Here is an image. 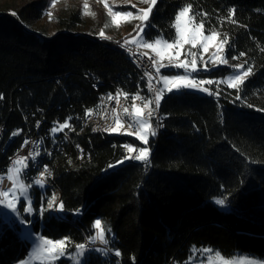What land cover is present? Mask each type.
<instances>
[{"label": "trees", "instance_id": "obj_1", "mask_svg": "<svg viewBox=\"0 0 264 264\" xmlns=\"http://www.w3.org/2000/svg\"><path fill=\"white\" fill-rule=\"evenodd\" d=\"M187 3L193 6L191 15L208 13L195 20L204 19L207 32L215 28L222 38L227 34L229 62L247 61L245 69L253 70L240 86L239 100L237 89L225 87L218 97L166 94L161 107L166 128L150 139L147 168L130 160L108 167L123 159V145L142 147L132 137L82 130L86 110L97 106L102 93L115 87L130 93L137 89L139 79L127 54L111 42L75 32L79 10L59 19L61 31L50 38L24 27L43 17L46 0L21 7L18 18L0 14V126L5 127L0 174L24 139L36 136L43 140L42 159L26 173V181L33 182L47 165L49 182L60 191L66 209L84 206L82 216L69 214L63 220L48 219L50 213H45V226H34L38 235L86 243L95 234L94 220L101 219L112 230L108 247L123 254L120 264H132L133 256L135 264H186L193 246L227 258L264 259V111L256 110L264 109V0H157L146 38L172 41L175 16ZM232 7L238 23L225 20L221 25L218 18ZM240 52L246 55L231 59ZM232 70L222 67L210 76L222 78ZM68 117L75 131L66 128L54 136L50 129ZM16 130L22 131L11 138ZM51 195L34 188L33 206L38 209L41 197L46 201ZM216 199H225L226 207ZM0 227L6 231L0 237V264H18L32 244L22 237L19 224L9 226L0 217ZM90 259L92 264H115L117 258L92 252Z\"/></svg>", "mask_w": 264, "mask_h": 264}, {"label": "snow or ice", "instance_id": "obj_2", "mask_svg": "<svg viewBox=\"0 0 264 264\" xmlns=\"http://www.w3.org/2000/svg\"><path fill=\"white\" fill-rule=\"evenodd\" d=\"M104 5L106 8H108L109 15L114 17H130L133 15L131 12H121V11H115L113 12L112 9L108 6L107 0H103ZM57 3V0H51V5L54 7ZM143 3L150 5L148 8L145 9H138L137 11V17L143 19L144 21L148 20V14L152 12V6H155L157 4V0H143ZM192 4L187 3L185 6H183L178 13L175 16V23L173 24V28L176 29V35L173 37L172 41L169 42L167 40H164V43L167 45L168 48H175L177 46H180L182 44H191L193 48L197 46L198 43L201 42V38L205 43L203 44V51L208 50V43L214 41L220 36V32L217 31L215 28H211L208 31L207 35H204L202 31L204 28V19H201L199 21V24L196 26V29L192 31L191 35L189 34L187 29L182 30L179 27V22L181 21L182 17H185L188 13H190L192 9ZM84 8H88L87 0H85ZM85 15H95V13H90L85 11ZM236 14V8L232 7L228 9V14L226 17L218 18L220 20L221 25L224 23L225 20H227L230 23L236 24L238 21L233 19V17ZM13 15H16V13H13ZM47 15L49 16V19L52 18L51 11L47 12ZM200 17H207L208 13L206 12H196L193 13L190 17L192 21H195L196 18ZM118 26V24H117ZM108 24H105L104 28H107ZM104 28L100 30L98 33L99 37L101 39H108L111 40L112 38L110 36L105 35ZM136 28L139 29V32H137L136 36H132L131 40L125 39L123 44H121V47L127 48V45L133 42H137L138 47L140 44H142L146 48H153L154 45H159L161 43V38H154L152 42H149L146 38V34L144 36H141L140 33L145 32L144 26L137 24ZM137 37H140L139 41H137ZM229 45V37L227 34H224V38L220 40L219 47L217 49V52H222L225 50L224 46ZM131 53V49H127ZM261 51H264V49H261ZM135 55V54H134ZM142 56H148V53H142ZM179 53H177L178 58ZM188 55L191 56V60L176 63V64H163L160 63L157 66V61L153 59L152 57H148L150 60H152V65L155 68V71L159 73L160 68L164 67H172L176 69H183L184 75H175V76H160L159 80H157V83H160L163 81V87L160 89H156L152 83V78L150 73H146L145 75L149 77L147 87L150 92L155 93L153 99H147L145 97H142L139 95V93L136 94V96L133 97L132 100V106L135 109L134 113L129 112V108L125 107L123 109L124 113L128 115L129 119L127 121V127L128 128H135V132H127V133H120V129L124 128V124L121 123V120L117 116L114 121V125H111L109 127H105L103 129H93V131L102 130L109 133H118V134H128V135H135L136 138L141 142L143 145L139 148H134L132 145L125 144L123 147L126 149V154L123 157V159L118 160L116 164H110L109 168H115L117 165L123 164L125 161L128 160H135L143 164L146 168L151 166V158H152V150L149 146L150 144V137H155L158 132L157 128L151 124L149 121L153 117V113L158 111L160 107V101L165 95V90L168 93L176 92V93H183L185 91H198L202 92L204 94H207L209 96L218 97L220 95V89L218 87L219 84L225 83L229 87L233 89H237V95L235 99L239 100L241 99L239 95L240 86L244 84L245 79L249 76L250 73H252V66H248L245 69V64L247 61H245V64H235L230 65L229 59L223 58L221 59L217 54H213V57L210 58L209 61H203V56L201 55L200 59L203 61L202 67H197V53L192 52L191 49H189ZM246 53L240 52L238 56H232V60H239L241 57H244ZM217 60L220 61V65L229 66L233 68V74L227 77L224 80H214V79H199V72L201 71H210L211 69L207 66L209 63L217 65ZM190 64V67H189ZM169 84H171V87H169ZM217 85V89L215 91H212L208 87H199L198 85ZM123 94L125 98L128 97V93L122 92V90L118 91L116 93V101L117 104L119 103L118 97ZM4 97L2 94H0V100H2ZM103 99V98H102ZM108 100L114 99L111 93L107 96ZM139 99L143 102V107H137L135 104V101ZM154 105V106H153ZM152 106V107H150ZM247 107L252 108L253 105L248 104ZM149 109L147 112V118H145V113L143 109ZM257 111H264V109H256ZM116 112V109L113 108V113ZM93 114V109H87L85 112V116H91ZM72 117H68L67 120L64 123L57 122V126L52 127L50 129V132L52 134L57 133L58 131H63L64 129H71L72 131H75L74 128L69 124V121H71ZM162 126V125H161ZM36 127H40V122H36ZM22 130L13 131L11 133V137H16L20 135V132ZM65 138H67V134H65ZM29 143H32L33 149L31 152H29L26 156L18 155L15 159L10 158V166L7 167L5 175H0V185H3L5 178L7 180L11 181V186L7 188L0 187V206H4L7 209L10 210V213L16 218L20 229L23 232V236L25 240L28 238H34L36 243L31 253H29L28 258L25 260L18 261V264H33L34 258L41 252L45 253L48 257L47 264H57V262L63 261L65 259L69 260L71 264H92V261L90 259V253L92 252H98L101 253L104 257H108L111 253L116 259L115 264H120V259L122 257V252L118 248H110L107 247L110 244L109 236L112 232L111 228L103 226V222L101 219H95L92 228L95 231V234L89 236L88 243H73L69 237H64L62 239H49L43 235H38L35 231H33V220L31 219L32 216H37L41 218V220L44 219L45 213H50L48 216V219H56V220H63L66 215H73V216H82L84 213V206H80L76 209H66L65 203L62 199L59 198L58 194L53 193L50 197H48L45 201L44 197H41V203L39 208H35L33 206V200L31 198L30 189L33 188V184L38 186L39 188L43 189L46 187V181L49 177L52 176L51 170L48 168L47 165L43 166L42 170L38 171V177L34 179L32 183L26 182L25 175L29 169L28 161H32L33 164L37 161V158L41 156V150H40V144L43 143V140L39 141H29L25 139L23 141V144L21 145V148L26 147L29 145ZM79 148V145H77ZM81 151V158H83V149H80ZM135 152V155H132L131 153ZM47 155H51L50 152L47 153ZM70 162V161H69ZM21 199L24 201V206L22 207V212L18 208V204L20 203ZM215 203L221 207H226V200L225 199H216ZM26 214L29 219H24L23 215ZM45 226L43 223L40 225V227ZM6 235V231L4 228L0 227V237ZM99 241L102 243L105 247L103 248H94L90 247V245H95L96 242ZM72 250H69V249ZM197 252H200L201 254L204 253H213L214 250L211 248H201L197 249L195 246L192 248V254L189 256L188 261L186 264H191V262L196 258L195 254ZM215 258V259H214ZM132 264H135L136 258L133 256L131 257ZM244 264H264V260H258L255 258H243ZM205 261H207V264H215L216 261H219L220 264H237L235 261L228 260L222 256V254L219 251L214 252L213 255L205 256L204 261H201V264H205Z\"/></svg>", "mask_w": 264, "mask_h": 264}, {"label": "rangeland", "instance_id": "obj_3", "mask_svg": "<svg viewBox=\"0 0 264 264\" xmlns=\"http://www.w3.org/2000/svg\"><path fill=\"white\" fill-rule=\"evenodd\" d=\"M34 1L35 0H0V14L8 13V14L18 18L17 14L13 15V13H16V11L19 10L21 7L27 5L28 3L34 2ZM84 3H85V0H57V3L53 7L51 5V0H46V5H45L44 10H43L44 11L43 17L40 20L34 22L31 26L26 27L24 25V27L30 33H35L38 36L43 35V36H47L50 38V37L55 36L56 34H58L61 31L60 27H59V19L67 17L71 12H76L79 10V12L81 14V23L75 28V32L81 33V34H89V35L95 36L96 38L97 37L100 38L98 33L100 32V30L102 28H104L105 24H108V27L104 28V31H105L106 36H110L112 38L111 40H113V41H120V40H124V39H130L131 40L132 36H136L137 32H139V29L136 28L137 24L144 26V28L146 29V24H147L148 20L150 19L152 12L156 6V5L152 6V12L148 14V20L144 21L143 19L138 18L136 15L138 9H145V8H148L150 6L148 4L143 3V0H107V4L112 9L113 12H115V11L131 12V13H133V15L130 17L110 16L108 8L105 7L103 0H87V3H88L87 9L84 8ZM48 11H51V13H52L51 20L49 19V16L47 15ZM85 11L90 12V13H95V15L94 16L93 15H85L84 14ZM190 17H191V11L185 17L181 18V21L179 22V27L182 30L187 29L189 34L191 35L192 31L196 29V26L199 23H197L196 21H192L190 19ZM117 24H118V26H117ZM200 31H202L204 35L208 34L205 27ZM140 35L144 36L145 32L140 33ZM158 38H161V37H158ZM139 39H140V37H137V41H139ZM221 39H223V38L220 35L214 41L207 42L208 43V50L206 52L203 51V44L205 43V41H203L202 38H201V42L198 43L195 48H193L191 44H182L180 46H177L175 48L170 49L164 43V40H166V39L163 37H162L161 43L159 45H154L153 48H146L142 44H140L138 47L137 42H133V44L136 45L141 50H144V51L148 52L149 54H151V56H153V58L157 61V66L160 63L167 65L169 63L176 64V63H181V62H185V61L190 62L191 56L188 55V52H189V49H191L192 52L197 53V57H196L197 67L199 68V67L203 66V61H209L210 58L213 57L214 53L217 54L221 59L227 58V56H226V45L224 46V48H225L224 51L219 52V53L217 52V49L219 47V43H220ZM149 42H152V41H149ZM169 42H171V41H169ZM177 53H179L178 58H177ZM201 55L203 56V61L200 59ZM229 64L232 65L231 62H229ZM217 65H219V66H216V65L209 63L207 66L211 70L199 72L198 78L199 79H214V80L219 81V80H224L233 74V70H232V72L228 73L226 76H224L222 78L211 77L210 74L213 73L214 71H216L222 67H229V66L220 65L219 60H217ZM189 67H190V64H189ZM157 74L160 77V76L184 75L185 73H184L183 69L164 67V68H160V71ZM161 84L163 87V81H161ZM198 86L199 87H208L212 91H215L217 89L216 84H213V85L205 84V85H198ZM169 87H171V84H169ZM218 87H219V89H221L222 87H225L228 89H233L225 83L219 84ZM185 92L205 95L204 93L198 92V91H185ZM172 93L176 94V92H172ZM172 93H168L165 90V94H172ZM127 132H131V131H127ZM60 133H61V131H58L57 133H55L53 135L58 136ZM109 134L110 135H116L118 133H109ZM125 135L132 137L133 139H135L136 141H138L141 144V142L136 138L135 135H128V134H125ZM151 138L152 137H150V139ZM138 163H140V162H138ZM120 165H122V164H120ZM120 165H117L116 167H118ZM2 175H5V174H2ZM30 183H32V182H30ZM34 188L40 190L42 193L46 192V187L41 189L38 186L33 184V188L29 190L32 200H33L32 192H33ZM22 202L24 203L23 199H21L20 203L18 204V208L20 207V204ZM0 217L4 220H12V221L16 220V218L10 213V210L4 206H0ZM27 217L28 216L26 214L23 215L24 219H26ZM33 218H34V216L31 217V219H33ZM33 231H34V227H33ZM21 233L23 234L22 230H21ZM28 240L29 241L32 240V242H31L32 247H31V250L29 252V253H31L34 246H35L36 241L34 238H29ZM97 242L100 243L99 241H97ZM214 252L213 253H204V254L196 253L195 254L196 258L191 262V264H201V261H204L205 256H208V255L214 256ZM28 255L25 259L28 258ZM224 258L231 260V261H235V262H237V264H244L243 258H255L258 260H264L262 258L251 256V255H236L232 258H227V257H224ZM47 262H48V257L43 252L39 253L33 260V264H47ZM205 264H207V261H205ZM215 264H220V262L216 261Z\"/></svg>", "mask_w": 264, "mask_h": 264}, {"label": "built area", "instance_id": "obj_4", "mask_svg": "<svg viewBox=\"0 0 264 264\" xmlns=\"http://www.w3.org/2000/svg\"><path fill=\"white\" fill-rule=\"evenodd\" d=\"M98 39L100 41H107V42L113 43L114 45L120 47L127 54L128 58L130 59L131 63L133 64V67H134V69L136 71V74H137L138 79H139L138 80L139 84L137 86V89L133 93L126 92V91L122 90L119 87H115L113 89V91H108V92L102 93L100 95V97H99L97 106L93 109V114L91 116H85V119L83 121L82 130L83 129H87V130L90 131L91 134H95V135L96 134H109V132H105V131H102V130L93 131V129H103L105 127H109L111 125H114L115 118L118 116L119 119L121 120V123L124 124V128H122L120 130V133H126L127 131L135 132V128H131L130 129V128L127 127V121L129 119V117H128L127 114L124 113L123 109L125 107H127V108H129V112L130 113H134L135 112V109L132 106V100H133V97L136 96L137 93H139L140 96L145 97L147 99H153L154 98L155 93L150 92L148 90V87H147V83H148L149 77L145 75L146 73H150L151 74L152 83H153V85H154V87L156 89L162 88L161 82L157 83V80H159V75L157 74V72L155 71V68L152 65V60H150L148 58V57H152L153 58V56H151V54H149L148 52H146L144 50H141L140 48H138L133 43H130L129 45H127V48L121 47L120 45L123 44L125 39L124 40H120V41H113V40H108V39L106 40V39H101V38H98ZM128 40H130V39H128ZM128 48L131 49V53L127 50ZM145 52L148 53L147 57L141 55L142 53H145ZM94 82H95L94 85L97 88V84L100 85V82L97 81V80L94 81ZM120 90H122V92L128 93V97L125 98V96L123 94H121L118 97L119 103L117 104V101H116L115 97H116V93L118 91H120ZM109 93L112 94L114 99H112V100H108L107 99V96H108ZM165 95L163 96V98L160 101V107H159L158 111L153 113V117L149 121L151 124H153L157 128L158 134L155 137H158L160 134H162V132L166 128V117L163 115L162 110H161L162 101H163ZM135 104H136L137 107H143V102L141 100H139V99H137L135 101ZM150 107H152V106H150ZM113 108L116 109L115 113H113ZM143 110H144V113H145V118H147V112H148L149 109L145 108ZM116 135L118 137H122L125 134H116ZM4 136H5V127L4 126H0V144L2 143V141L4 139ZM67 138H68V136H67ZM25 139L29 140L30 142L31 141H39L40 140L36 136L26 137ZM134 148H139V147L136 146ZM32 149H33V145H32V143H29L28 146L20 148L19 151L17 152V154L21 155V156H26V155L29 154V152L32 151ZM40 150H41V156L37 158V161L35 162V164H33L32 161H28L29 169H28L27 172H29L30 168H34L35 169L37 164H39L40 159H42V154H43L42 144H40ZM17 154L15 156H13L11 159H15ZM131 154L135 155L136 153L132 152ZM130 161L133 162V163L137 162L135 160H130ZM10 162L11 161L9 160V166H10ZM37 177H38V173L33 177V180L35 178H37ZM10 186H11V181L7 180V178H5V181H4L3 185H0V187H3V188H7V187H10ZM46 190H50L51 194H53V193L58 194L59 198L61 199L60 191L55 189L54 187H52V185L49 182V178L46 181ZM34 222L38 223L39 225H41L43 223V220H41V218L35 216ZM86 243H88V241ZM90 247L103 248L105 246L103 244H101V243L96 242L95 245H90ZM109 257L115 258L111 253L109 254Z\"/></svg>", "mask_w": 264, "mask_h": 264}, {"label": "crops", "instance_id": "obj_5", "mask_svg": "<svg viewBox=\"0 0 264 264\" xmlns=\"http://www.w3.org/2000/svg\"><path fill=\"white\" fill-rule=\"evenodd\" d=\"M22 236H23V235H22ZM23 238H24V236H23ZM28 239H29V238H28ZM28 239H27V240H28ZM32 240H33V239H32ZM32 240H31V242H32Z\"/></svg>", "mask_w": 264, "mask_h": 264}, {"label": "water", "instance_id": "obj_6", "mask_svg": "<svg viewBox=\"0 0 264 264\" xmlns=\"http://www.w3.org/2000/svg\"><path fill=\"white\" fill-rule=\"evenodd\" d=\"M34 35H37V34H35V33H33ZM38 36V35H37Z\"/></svg>", "mask_w": 264, "mask_h": 264}]
</instances>
